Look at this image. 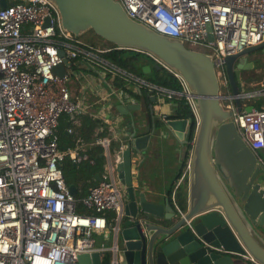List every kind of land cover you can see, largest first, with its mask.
I'll list each match as a JSON object with an SVG mask.
<instances>
[{"label": "built area", "instance_id": "1", "mask_svg": "<svg viewBox=\"0 0 264 264\" xmlns=\"http://www.w3.org/2000/svg\"><path fill=\"white\" fill-rule=\"evenodd\" d=\"M124 13L157 34L192 43L210 54L218 83L219 100L231 111L239 137L256 155L264 149V109H243L247 99H264V76L249 77L246 86L231 94L224 70V58L248 45L264 40V0H114ZM0 6V264H78L77 256L107 248H94L92 234L105 229L115 233L122 214L120 184L109 162L108 146L117 137L96 134L91 145L99 146L103 169L84 195L74 197L65 184L60 162L67 156L74 165L93 160L80 137L73 147L58 148L55 128L61 114L73 119L84 104L70 98L67 81L52 68L63 58L71 65L77 57L93 67L101 66L136 86L166 99L182 98L192 113L194 130L198 116L193 97L184 81L167 70L156 58L153 62L176 78V90L157 86L128 73L99 56L109 48L89 50L60 25L57 9L49 0H3ZM210 35V38L208 37ZM58 50L63 55H58ZM66 67V69H67ZM104 70V71H105ZM221 86V91L219 90ZM238 99L236 110L233 100ZM95 117V116H93ZM97 118V117H95ZM103 124L108 118L101 117ZM99 127L98 131H101ZM67 133H72L70 127ZM115 144V145H116ZM123 144H119L122 149ZM257 161L264 167V160ZM188 161L172 185L169 202L184 217L176 200V189L187 179ZM76 205L91 213L75 211ZM112 214L108 219L106 213ZM184 222L190 227L189 219ZM116 249L113 238L111 253ZM248 260L259 264L252 258ZM114 264V261H111Z\"/></svg>", "mask_w": 264, "mask_h": 264}, {"label": "water", "instance_id": "2", "mask_svg": "<svg viewBox=\"0 0 264 264\" xmlns=\"http://www.w3.org/2000/svg\"><path fill=\"white\" fill-rule=\"evenodd\" d=\"M49 1L58 11L61 27L73 36L90 29L118 49L156 58L180 76L193 97L198 116L188 159L184 217L174 212L168 197L159 204L140 178L132 179V155L139 154L149 137L158 135L159 128L154 132L145 127L143 131L148 133H137L140 118H128L129 133L124 140L118 139L109 152V162L127 197L113 234L116 249L109 264H253L247 256L264 264V170L258 165L253 171L249 167L256 157L239 137L230 119L231 111L220 103L210 54L188 49L180 40L133 21L114 0ZM0 6H4L3 0ZM255 50L264 51V40L224 58L231 94L241 89L240 70L244 69L246 54ZM58 55L62 56L63 51L58 50ZM68 65L63 58L52 73L61 77ZM140 71L146 75L150 67L141 66ZM67 87L70 98L75 99L80 88L76 79L70 77ZM135 88L147 101L152 121L159 118L184 144L183 136L194 123L193 116H156L152 105L164 103L165 98L148 95L140 86ZM233 102L239 110V100ZM251 108V104L243 107L245 111ZM68 189L72 193V185ZM184 219H189L190 227ZM103 256L104 252L93 251L78 254L77 260L78 264H102Z\"/></svg>", "mask_w": 264, "mask_h": 264}, {"label": "crops", "instance_id": "3", "mask_svg": "<svg viewBox=\"0 0 264 264\" xmlns=\"http://www.w3.org/2000/svg\"><path fill=\"white\" fill-rule=\"evenodd\" d=\"M247 61L250 62L249 60ZM70 66H72V62ZM103 73L104 75L98 74L96 77L97 81L102 86L97 85L90 91L88 96L79 97L78 94L81 92V88L78 89L76 98L84 104V107L81 112H78L76 115H74L73 119L68 117L71 122V125L68 127L73 130L72 133L74 134V137H78V132L76 129H79L82 134L80 141L82 142L84 148L91 146L90 143L97 133L108 137H112L114 135V138L117 137V139L124 140L125 136L130 131L129 124L127 122L130 115L137 116L141 120L137 133H148L151 128H153L155 132V128L158 127V135L156 137L151 135L147 140L145 148L139 154L132 155L131 161L133 167L131 173L132 179H134V177L140 178L143 186L155 194L156 202L162 204L163 199L169 197L172 185L180 173L179 169L181 165V156L183 153V144H181V140L179 138H177L167 127H165L164 122L160 121L159 118H154L155 121H152L150 114L148 113V103L143 99L142 96H139L134 83L125 81V86L131 91L128 92L126 90H121L124 94L120 95L115 89L118 87L112 84V80L110 78L111 75L108 73V71L105 70ZM128 85H130V87H128ZM160 97L164 98L163 96ZM174 102V98H165V101L162 104H159V102H154L152 105L154 114L156 116H162L172 113L174 110ZM67 116L65 115L64 117ZM102 116L108 118V123L103 124L101 122L100 118ZM87 118L100 121L101 124L94 125L92 127V123H90L86 126L84 124ZM99 127H102L101 131H98ZM145 127H148L149 131H143ZM185 135L186 133L183 136L184 138ZM115 144L116 143H113L112 139L108 146L109 152H111L110 150L115 147ZM190 151L191 149L189 150V153ZM93 179L96 182L98 179V173L93 174ZM180 186L181 189L185 190V198L187 199V179L183 180L178 188ZM71 190L72 194H83V191L78 188L74 189L72 187ZM120 194L123 206L127 197L125 188L121 185ZM108 213L110 212H107L106 215H108ZM165 214L168 215V213ZM97 238L99 241L96 240ZM112 241L113 234L109 229L92 234L93 247L107 248L106 252L109 254L108 261L111 255L109 247L112 246ZM102 243H104V245Z\"/></svg>", "mask_w": 264, "mask_h": 264}, {"label": "trees", "instance_id": "4", "mask_svg": "<svg viewBox=\"0 0 264 264\" xmlns=\"http://www.w3.org/2000/svg\"><path fill=\"white\" fill-rule=\"evenodd\" d=\"M86 33H91L93 36L99 39L101 43V47L103 48H109V50L104 51L102 53H99V56L104 59L105 61L109 62L110 64L114 65L115 67H118L128 73L134 74L136 76H139L143 79H146L147 81L157 85L164 87L166 89L170 90H176L179 88L178 82L176 78L172 75L171 72L167 71L163 67L155 64L153 60L148 57L145 53L128 50V49H118L113 44L105 41L104 39H101L97 35H95L90 29L82 33L81 35L77 36L76 39H81L85 37ZM85 47H87L91 51H95L96 47L93 40L90 38H86L85 42H81ZM100 47V48H101ZM125 53H131V55H126ZM138 55H144L147 56V58H150L153 62V66L150 68L149 74L143 75L140 71V67L142 65H135L134 60L136 59ZM125 81L123 77L120 76H114L112 78V84L118 88H121L122 90H126L130 92V89H127L125 86ZM137 96V95H135ZM174 105H173V112L175 113L177 117H183V118H189L192 117V113L190 112L188 106L184 102L182 98H174ZM253 107L258 109H264V99L260 100L256 106L253 105ZM66 114H61L58 118V124L55 128V132L58 137V148L60 150H64L67 147H73L75 144V137L73 133H67L66 127L71 125L70 119L67 117H64ZM76 115V114H75ZM92 123V127L94 125H100V121L91 120L89 118L86 119V122L84 125L87 126V124ZM76 132L78 136L81 138L82 134L79 131V129H76ZM194 133V125H190L188 128L186 135H185V143L183 144V153L181 156L180 161V169L179 172L182 171L189 155V150L191 149V141ZM98 135L100 133H97ZM86 153L89 158L93 160V164L90 165L86 162L80 163V164H72L67 156L63 158V160L60 162V169L62 172V176L64 179L65 184L72 185L74 189H80L83 191V194H85L86 189L88 186L95 183V180L93 179L94 173H100L103 169L104 164V157L102 156V150L99 146L91 145L90 147L85 148ZM82 195L73 194L74 197H80ZM176 200L180 207V209L185 210L186 208V198H185V190L181 189V186L176 191ZM75 211L77 213L81 214H89L91 211L89 209L84 208L81 205H76ZM112 216L111 213H108L107 218L110 219Z\"/></svg>", "mask_w": 264, "mask_h": 264}, {"label": "rangeland", "instance_id": "5", "mask_svg": "<svg viewBox=\"0 0 264 264\" xmlns=\"http://www.w3.org/2000/svg\"><path fill=\"white\" fill-rule=\"evenodd\" d=\"M86 38H91L93 42L95 43L96 47H101L99 45L101 41H99L98 38L93 36L91 33H86L84 38L79 39L81 42H85ZM126 55H131V53H125ZM149 57V56H148ZM246 57L249 59L250 62L254 64L253 69L249 70V73L251 77L257 78L264 76V51L263 50H255L252 52H249L246 54ZM134 60V64L142 65V66H149L150 68L153 66V62L150 58H147V56L144 55H138L136 59ZM66 72L70 75V77H73L78 81V84L81 88V92H79V97H86L90 94V91L95 88L97 85L102 86L96 79L97 75H104L103 72H105L101 66L94 65L91 67V65L82 58V56H77L72 61V66L67 67ZM149 74V73H147ZM249 77L247 76V72H244L243 70L240 71V81L242 86H246L248 83ZM105 84V82H104ZM112 87V86H111ZM130 87V85H128ZM114 88V87H113ZM118 93L124 94L121 90L115 88ZM219 90L221 91V86H219ZM262 99H247L244 101V104H251L256 106L257 103ZM256 155L261 157L264 160V149H260L256 151ZM110 239V238H109ZM99 241V239H96ZM104 245V243H102ZM108 256L109 254L105 251L104 256L102 258V264H109L108 262Z\"/></svg>", "mask_w": 264, "mask_h": 264}, {"label": "bare ground", "instance_id": "6", "mask_svg": "<svg viewBox=\"0 0 264 264\" xmlns=\"http://www.w3.org/2000/svg\"><path fill=\"white\" fill-rule=\"evenodd\" d=\"M184 46L188 49L205 52L203 48L199 47L198 45L192 44V43H185ZM246 66L248 70H251L253 69L254 64L252 62L246 61Z\"/></svg>", "mask_w": 264, "mask_h": 264}, {"label": "flooded vegetation", "instance_id": "7", "mask_svg": "<svg viewBox=\"0 0 264 264\" xmlns=\"http://www.w3.org/2000/svg\"><path fill=\"white\" fill-rule=\"evenodd\" d=\"M241 71V70H240ZM244 72H245V70H243ZM239 82H240V84H241V81H240V73H239ZM142 91L143 92H145V93H148V95L149 94H154V93H152V92H149V91H147L146 89H144V88H142ZM255 155V154H254ZM255 157H256V162H251L250 161V169H251V171H253L254 169H255V167L258 165V168H259V170H264V167L262 166V165H260V163L257 161V158H258V156L257 155H255Z\"/></svg>", "mask_w": 264, "mask_h": 264}]
</instances>
